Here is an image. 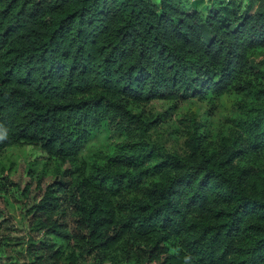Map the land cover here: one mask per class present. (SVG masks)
Listing matches in <instances>:
<instances>
[{
  "label": "trees",
  "instance_id": "trees-1",
  "mask_svg": "<svg viewBox=\"0 0 264 264\" xmlns=\"http://www.w3.org/2000/svg\"><path fill=\"white\" fill-rule=\"evenodd\" d=\"M260 1L222 24L175 0H0V152L54 165L26 208L27 264H264ZM224 93L236 112L215 130ZM175 115L166 153L149 143Z\"/></svg>",
  "mask_w": 264,
  "mask_h": 264
},
{
  "label": "rangeland",
  "instance_id": "rangeland-1",
  "mask_svg": "<svg viewBox=\"0 0 264 264\" xmlns=\"http://www.w3.org/2000/svg\"><path fill=\"white\" fill-rule=\"evenodd\" d=\"M159 4L160 0H152ZM181 5L190 9H196L205 15L210 9L214 11L222 24L227 21L235 23L237 16L243 12H252L260 0H175ZM262 54V53H261ZM264 60V55H260ZM236 95L224 93L218 99V107L215 114L208 119L213 129L226 130L224 119L226 116L233 115L234 101ZM201 106L205 103H182L178 113L187 112L190 109ZM159 103L147 106L151 112H158L161 109ZM177 115L172 117L168 124H162L152 133L150 145L161 146L166 153L181 151L182 137L171 133L169 127H177ZM122 141V138H119ZM110 142L102 135H98L86 148L84 155L92 154L96 149H106ZM54 165L47 160L45 153L36 146L21 144L7 148L0 152V234L8 236V245L0 247V259L2 262L14 264L28 263L24 252L26 242L19 240L27 236V224L29 218L26 217V208L43 196L47 185L53 181L51 171ZM66 181V179H63ZM64 224L69 227L70 221L65 218ZM23 241V242H20ZM14 244L13 243H16Z\"/></svg>",
  "mask_w": 264,
  "mask_h": 264
},
{
  "label": "clouds",
  "instance_id": "clouds-1",
  "mask_svg": "<svg viewBox=\"0 0 264 264\" xmlns=\"http://www.w3.org/2000/svg\"><path fill=\"white\" fill-rule=\"evenodd\" d=\"M191 258L190 257H185L184 258V264H190Z\"/></svg>",
  "mask_w": 264,
  "mask_h": 264
}]
</instances>
